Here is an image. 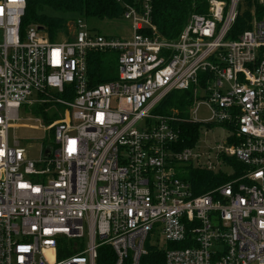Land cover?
<instances>
[{
  "label": "built area",
  "instance_id": "built-area-1",
  "mask_svg": "<svg viewBox=\"0 0 264 264\" xmlns=\"http://www.w3.org/2000/svg\"><path fill=\"white\" fill-rule=\"evenodd\" d=\"M117 1L129 37L77 18L53 41L36 24L20 30L26 0H0V264H96L102 245L111 264H146L148 247L164 264H264V17L229 39L240 0H207L168 39L151 0ZM90 51L116 54L114 79L89 85ZM67 85L71 100L57 96ZM172 91H189L187 120L201 125L182 149L177 110L154 112ZM50 98L64 117L44 124L49 142L30 158L9 123ZM200 104L210 117L189 118ZM216 127L224 140L202 146ZM224 157L242 169L205 193L178 176L181 165L232 176Z\"/></svg>",
  "mask_w": 264,
  "mask_h": 264
},
{
  "label": "trees",
  "instance_id": "trees-1",
  "mask_svg": "<svg viewBox=\"0 0 264 264\" xmlns=\"http://www.w3.org/2000/svg\"><path fill=\"white\" fill-rule=\"evenodd\" d=\"M131 3L132 0H123ZM207 0H151V20L158 32L165 38H175L185 25L190 13H204ZM49 8L56 12L50 15L45 12ZM122 5L117 0H26L24 15L21 18L20 30L24 31L29 25L36 24L39 29H45L50 40L54 39L57 30L65 31L64 24L67 20L78 17L88 22L90 20H115L121 18ZM62 15H65L62 16ZM68 16V17H67ZM264 17V6L258 0H240L237 15L228 31L227 38L235 39L244 30L251 27L254 19ZM93 29V28H92ZM116 61L113 52L90 51L87 56V79L90 86L112 80L116 77L112 66ZM189 91L170 92L155 108L154 112L170 114L177 110L179 121L175 123L179 130L177 145L179 149L192 146L200 135L201 125L187 120V97ZM63 99L71 100L74 96L73 87L65 86L60 93ZM51 102L35 103L32 112L36 117L42 118L48 125L60 119L57 113L48 114L46 108ZM231 163L235 174L228 176L223 172L189 167L186 172L178 176L189 181L195 195L205 193L214 187L225 183L230 178L238 175L242 166L233 159L223 158ZM114 255L109 245H102L98 249L96 264H111ZM142 262L146 264H164L161 250L148 247L147 255Z\"/></svg>",
  "mask_w": 264,
  "mask_h": 264
},
{
  "label": "rangeland",
  "instance_id": "rangeland-1",
  "mask_svg": "<svg viewBox=\"0 0 264 264\" xmlns=\"http://www.w3.org/2000/svg\"><path fill=\"white\" fill-rule=\"evenodd\" d=\"M44 10L47 14H56V12L49 8H45ZM62 16L65 17V15ZM73 23V20H67L64 24L65 31H63V29L57 30L55 32L54 39L52 40L59 41L63 37L68 35L72 37V35H70V32L73 30ZM86 23L89 27L93 28L99 33L111 36L113 38H127L131 35L130 23L128 20L122 17L115 20H90ZM40 32L43 36L49 39L48 33L45 29H41ZM112 69L117 74L116 61H114ZM49 102H51V105L46 108L48 114L51 115L55 112L60 116V118L64 117L63 115L66 109L65 106L55 100V98H50ZM33 104H22L20 110L17 112L16 119L11 120L9 123L8 139L9 143L12 144L14 138H17L20 145L25 148L26 155L30 158H37L39 156L40 144H46L47 142H49V132L44 128V122L42 118L36 117V115L32 112ZM188 117H195L200 120H205L210 117V112L205 104H200L195 112L189 111ZM225 134L226 132L223 128L216 127L214 128L213 133L210 132L206 136H202L199 143L204 146L205 140L207 139L208 141H210L212 139V135H214V139H216L218 143H221L224 140ZM188 168V166L181 165L180 167H178V171L186 172ZM221 169L225 172H229L231 170L229 167L224 165L221 166ZM157 241L162 242L163 238H159V240H156L155 238L150 237V243H156Z\"/></svg>",
  "mask_w": 264,
  "mask_h": 264
},
{
  "label": "water",
  "instance_id": "water-1",
  "mask_svg": "<svg viewBox=\"0 0 264 264\" xmlns=\"http://www.w3.org/2000/svg\"><path fill=\"white\" fill-rule=\"evenodd\" d=\"M50 151H51L50 147L47 146V147L45 148V151H44V155H43V157L46 158V157L48 156V154L50 153Z\"/></svg>",
  "mask_w": 264,
  "mask_h": 264
}]
</instances>
